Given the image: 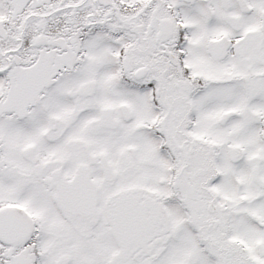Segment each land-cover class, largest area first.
<instances>
[{"label": "snow or ice", "instance_id": "1", "mask_svg": "<svg viewBox=\"0 0 264 264\" xmlns=\"http://www.w3.org/2000/svg\"><path fill=\"white\" fill-rule=\"evenodd\" d=\"M0 264H264V0H0Z\"/></svg>", "mask_w": 264, "mask_h": 264}]
</instances>
